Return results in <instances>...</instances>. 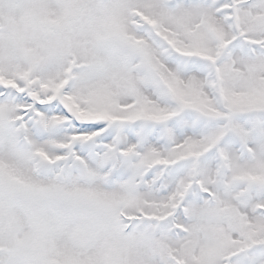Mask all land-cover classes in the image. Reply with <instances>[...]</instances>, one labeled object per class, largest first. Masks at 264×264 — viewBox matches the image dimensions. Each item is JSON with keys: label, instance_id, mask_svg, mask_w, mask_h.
Segmentation results:
<instances>
[{"label": "snow or ice", "instance_id": "6c2138e0", "mask_svg": "<svg viewBox=\"0 0 264 264\" xmlns=\"http://www.w3.org/2000/svg\"><path fill=\"white\" fill-rule=\"evenodd\" d=\"M0 264H264V0H0Z\"/></svg>", "mask_w": 264, "mask_h": 264}]
</instances>
